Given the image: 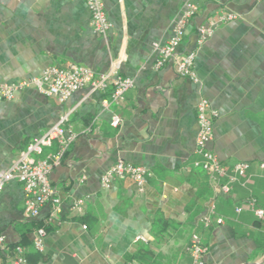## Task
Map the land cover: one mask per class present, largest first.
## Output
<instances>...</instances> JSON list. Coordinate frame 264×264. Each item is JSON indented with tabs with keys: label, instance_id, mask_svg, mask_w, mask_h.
Segmentation results:
<instances>
[{
	"label": "crops",
	"instance_id": "crops-1",
	"mask_svg": "<svg viewBox=\"0 0 264 264\" xmlns=\"http://www.w3.org/2000/svg\"><path fill=\"white\" fill-rule=\"evenodd\" d=\"M186 1L102 0L111 24L104 38L92 29L85 0H0V83L67 64L105 73L115 60L120 76L134 81L122 104L108 109L101 101L111 86L79 90L62 104L31 88L0 102V171L65 113L75 135L49 174L60 200L56 216L47 203L37 217H27L22 186L9 182L2 190L4 254L21 245L28 264H65L64 256L76 264H191L186 248L196 234L207 250L204 264H264V217L258 220L248 204L254 198L264 211V175L257 168L264 162V0H196L199 12L176 55L195 50L197 83L180 78L173 61L154 69L152 45L168 40ZM222 11L239 18L197 46L196 26ZM202 98L217 113L209 149L228 175L238 162L249 164L228 194L193 167L200 159L196 106ZM113 116L120 119L115 128ZM57 149L54 142L44 153ZM118 160L148 170L142 193L124 178L101 186V175ZM211 206L213 221L204 229L201 218ZM38 227L47 233L42 253L32 248Z\"/></svg>",
	"mask_w": 264,
	"mask_h": 264
},
{
	"label": "built area",
	"instance_id": "built-area-1",
	"mask_svg": "<svg viewBox=\"0 0 264 264\" xmlns=\"http://www.w3.org/2000/svg\"><path fill=\"white\" fill-rule=\"evenodd\" d=\"M85 1L90 12L92 29L96 34L105 38L111 29V24L105 14L102 0ZM204 1L209 2L210 0ZM198 12V2L187 0L172 22L168 40L163 44L154 43L152 45L157 54L154 64L155 70H159L168 62L173 61L176 74L180 78L188 79L193 83L198 82L194 73L195 50L184 52L179 56L176 55L177 49L186 35L188 24L194 20ZM238 18L236 14L229 11H222L207 18L204 24L195 28L196 45L203 44L217 27ZM119 66L120 62L115 60L105 73H96L89 68L76 64H67L63 67L49 66L38 76L23 78L7 84L0 83V102L12 101L19 92L31 88L62 104L79 90L86 88L90 93L104 92L108 86H111L112 92L109 98L101 101L102 107L108 109L111 105H121L125 93L134 87L133 79L120 76ZM196 114L198 131L195 138V153L200 159L193 163V167L207 175L219 193L228 194L230 184L237 178L245 177L249 164L238 162L230 169L232 175H228L227 169L220 164L216 155L209 149V144L213 138V123L217 118L216 111L211 109L208 101L202 98L196 106ZM119 124L120 119L113 116L111 126L115 128ZM74 139L75 135L70 128V112H68L63 114L59 121L48 128L42 136L33 139L9 168L0 171V194L7 183L16 182L22 186L23 211L27 217H37L47 203L52 206V216H56L60 212V200L49 183V174L61 164L65 152ZM54 142L57 143V151L45 154L44 150L51 148ZM257 168L264 175V162H260ZM149 176L150 174L145 167L118 160L103 172L100 184L103 188H107L116 179H129L137 192L142 193ZM224 178H227V183H221ZM81 204L82 202L79 201L77 206ZM248 204L256 218L261 220L264 217V211L255 208L254 198H250ZM240 210V208H235L236 213H239ZM212 216L213 206L201 218L204 229L211 226ZM214 221L216 224L222 223L221 218H216ZM46 234L43 227L34 230L32 248L35 252L42 253ZM206 251L200 237L196 234L191 235L186 248L191 264H204ZM4 252L5 241L4 237L0 235V264H28L26 249L23 246L16 245L10 256Z\"/></svg>",
	"mask_w": 264,
	"mask_h": 264
},
{
	"label": "water",
	"instance_id": "water-1",
	"mask_svg": "<svg viewBox=\"0 0 264 264\" xmlns=\"http://www.w3.org/2000/svg\"><path fill=\"white\" fill-rule=\"evenodd\" d=\"M64 258H65L64 261L65 264H76V262L72 260L69 256H64Z\"/></svg>",
	"mask_w": 264,
	"mask_h": 264
}]
</instances>
